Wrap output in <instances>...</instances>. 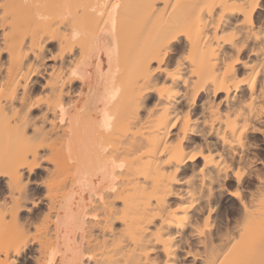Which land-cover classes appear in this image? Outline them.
<instances>
[{"label": "bare ground", "instance_id": "6f19581e", "mask_svg": "<svg viewBox=\"0 0 264 264\" xmlns=\"http://www.w3.org/2000/svg\"><path fill=\"white\" fill-rule=\"evenodd\" d=\"M0 264H264V0H0Z\"/></svg>", "mask_w": 264, "mask_h": 264}, {"label": "rangeland", "instance_id": "374dc122", "mask_svg": "<svg viewBox=\"0 0 264 264\" xmlns=\"http://www.w3.org/2000/svg\"><path fill=\"white\" fill-rule=\"evenodd\" d=\"M39 172H40V171H39ZM39 174H41V172H40V173H38V175H39ZM38 175L36 174V175H34V176H36V177H37ZM38 177H39V176H38Z\"/></svg>", "mask_w": 264, "mask_h": 264}]
</instances>
